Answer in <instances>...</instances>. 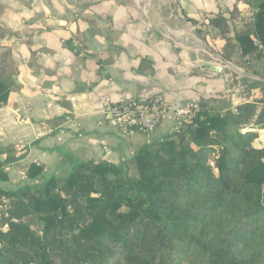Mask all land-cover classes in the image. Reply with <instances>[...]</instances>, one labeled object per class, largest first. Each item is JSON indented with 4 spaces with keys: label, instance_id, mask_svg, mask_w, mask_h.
<instances>
[{
    "label": "trees",
    "instance_id": "trees-1",
    "mask_svg": "<svg viewBox=\"0 0 264 264\" xmlns=\"http://www.w3.org/2000/svg\"><path fill=\"white\" fill-rule=\"evenodd\" d=\"M242 1L253 15L234 64L255 77L239 79L248 101L235 113L227 98L200 101L190 121L118 164L76 162L0 191L10 201L0 264H264V0ZM19 154L0 147V181Z\"/></svg>",
    "mask_w": 264,
    "mask_h": 264
},
{
    "label": "crops",
    "instance_id": "crops-1",
    "mask_svg": "<svg viewBox=\"0 0 264 264\" xmlns=\"http://www.w3.org/2000/svg\"><path fill=\"white\" fill-rule=\"evenodd\" d=\"M252 15L242 0H0V147L21 155L0 191L66 174L76 162L118 164L173 132L165 118L150 137L124 133L109 125L100 97L120 104L162 95L174 108L247 102L241 73L227 66H236L235 35ZM189 54L224 70L206 73ZM256 132L264 147V130ZM31 164L41 176L27 177Z\"/></svg>",
    "mask_w": 264,
    "mask_h": 264
},
{
    "label": "built area",
    "instance_id": "built-area-1",
    "mask_svg": "<svg viewBox=\"0 0 264 264\" xmlns=\"http://www.w3.org/2000/svg\"><path fill=\"white\" fill-rule=\"evenodd\" d=\"M229 100L231 111L235 113L238 105L236 99L231 97ZM71 101L75 99L71 98ZM99 101L105 107L102 112L107 115L109 125L124 133H137L146 137L153 135L163 119L173 121L174 131L182 123L190 121L198 111V103L174 108L166 103L162 95L135 96L120 104L113 103L109 97H100ZM9 203L6 195H0V229L3 228V219L8 217Z\"/></svg>",
    "mask_w": 264,
    "mask_h": 264
},
{
    "label": "water",
    "instance_id": "water-1",
    "mask_svg": "<svg viewBox=\"0 0 264 264\" xmlns=\"http://www.w3.org/2000/svg\"><path fill=\"white\" fill-rule=\"evenodd\" d=\"M151 24L153 25V23H151ZM153 28H154L156 31H158L159 33H164V32L161 31V29L158 28V27L153 26ZM186 37L189 39V41H190L193 45H198V44H200V41H197L196 38L191 37L190 35H189V36H186ZM201 46H202V47H200L201 49H206L205 47H203L202 43H201ZM207 51H209V50H207ZM210 52H212V51H210ZM212 53H213V52H212ZM188 56H189V59H190V61H191L192 63H197V62H198V59H197V56H196V55H194V54H189ZM216 56L220 59V61L223 63V65H228L227 62H226V60H225L222 56H219V55H216ZM197 64H198V67L201 68V69H202L204 72H206V73L220 74V73H222L223 70H224L222 66L214 65V64H211V63H208V62H204V61H202V62H198ZM241 76H242V77H248V78H255L254 76H252V75H248V74H241Z\"/></svg>",
    "mask_w": 264,
    "mask_h": 264
},
{
    "label": "rangeland",
    "instance_id": "rangeland-1",
    "mask_svg": "<svg viewBox=\"0 0 264 264\" xmlns=\"http://www.w3.org/2000/svg\"><path fill=\"white\" fill-rule=\"evenodd\" d=\"M195 38V37H194ZM197 39V38H196ZM197 41H199L197 39ZM231 71H235L236 73H241V74H248L251 75L249 72H247L246 70L242 69V67H237V66H232V65H228L227 66ZM250 93H254V91L250 92Z\"/></svg>",
    "mask_w": 264,
    "mask_h": 264
}]
</instances>
